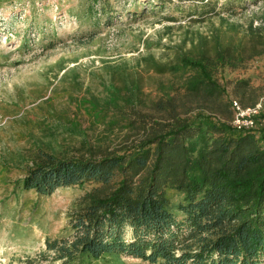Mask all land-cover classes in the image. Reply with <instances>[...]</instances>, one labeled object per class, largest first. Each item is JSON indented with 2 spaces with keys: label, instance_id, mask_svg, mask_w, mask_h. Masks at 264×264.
<instances>
[{
  "label": "trees",
  "instance_id": "obj_1",
  "mask_svg": "<svg viewBox=\"0 0 264 264\" xmlns=\"http://www.w3.org/2000/svg\"><path fill=\"white\" fill-rule=\"evenodd\" d=\"M131 1L145 4L134 15L176 4L192 24L219 16L217 8L225 6L220 0ZM105 18L110 22L108 13ZM238 28L191 33L165 59L146 53L116 61L106 67L104 96L76 100L115 139L87 145L81 156L38 148L22 169L16 192L43 198L62 188L83 191L66 233L45 239L39 258L46 263L28 264H96L106 257L264 264V88L229 77L264 55V17L236 39ZM148 80L156 81L154 97L144 92ZM234 100L242 108L262 105L254 127H233Z\"/></svg>",
  "mask_w": 264,
  "mask_h": 264
},
{
  "label": "rangeland",
  "instance_id": "obj_2",
  "mask_svg": "<svg viewBox=\"0 0 264 264\" xmlns=\"http://www.w3.org/2000/svg\"><path fill=\"white\" fill-rule=\"evenodd\" d=\"M226 1L220 0L225 6L216 10L223 21L214 16L192 24L190 14L176 10V4L134 15L131 10L144 9V2L0 0V264L40 259L45 239L66 233L69 213L83 194L76 187L43 198L16 192L14 181L23 176L37 149L81 156L88 155L87 145L115 139L102 124H92L76 100L104 96L106 67L116 61L146 53L165 59L168 48L190 39L191 33L209 34L227 24L241 26L239 39L243 27L251 21L256 26L264 17V0ZM229 77L249 78L251 86L264 88V55L229 71ZM154 85L155 80L145 81V94L154 97ZM96 264L146 263L106 257Z\"/></svg>",
  "mask_w": 264,
  "mask_h": 264
},
{
  "label": "built area",
  "instance_id": "obj_3",
  "mask_svg": "<svg viewBox=\"0 0 264 264\" xmlns=\"http://www.w3.org/2000/svg\"><path fill=\"white\" fill-rule=\"evenodd\" d=\"M261 108L262 105L260 103L251 108H242L237 101H232L233 127L236 129H247L254 127V118L259 114Z\"/></svg>",
  "mask_w": 264,
  "mask_h": 264
}]
</instances>
